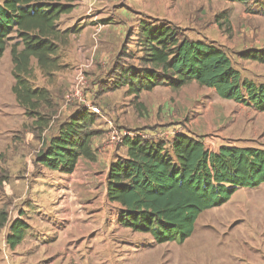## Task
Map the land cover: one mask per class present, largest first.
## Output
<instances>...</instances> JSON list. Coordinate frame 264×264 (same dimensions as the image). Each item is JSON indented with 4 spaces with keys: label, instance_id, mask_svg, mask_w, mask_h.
Masks as SVG:
<instances>
[{
    "label": "rangeland",
    "instance_id": "374dc122",
    "mask_svg": "<svg viewBox=\"0 0 264 264\" xmlns=\"http://www.w3.org/2000/svg\"><path fill=\"white\" fill-rule=\"evenodd\" d=\"M88 1L83 0V6L88 7ZM92 1L90 4L98 0ZM262 2L110 0L101 6L106 8L99 23L111 25L112 34H116L112 41L119 43L114 48L115 61L124 48L129 58L123 57L121 63L138 66L140 22L168 23L192 40L221 48L243 78L264 84V64L239 57L251 49L264 51ZM13 44L0 62V210L9 215V223L0 231V264H18V257L34 239L48 244V257L39 254L42 245H38L32 257V251L25 255L28 264H60L62 256H67L68 250L63 249L70 239L84 232L86 236L77 238V249H72L75 260L66 264H264V185L240 189L223 206L203 213L193 236L184 244L156 245L150 235L119 225L118 207L107 200V164L101 158L95 162L81 160L69 176L35 162L58 126L88 107L101 112L96 124L101 134L94 142L98 156L110 145L112 129L155 142H166V136L172 139V133L184 134L203 142L211 152L223 146L264 150V112L223 100L214 90L197 83L179 90L161 86L143 93L138 100L128 96L126 89L107 92L112 85L113 65L93 78L84 69L82 103L79 98L69 99L79 69L63 65L68 57L59 54L64 69L52 77H44L33 63L32 85L49 90L55 106L49 127L42 130L36 125L38 117H27L13 94ZM109 147L115 157L125 154L120 145ZM20 213L32 231L26 232L28 237L20 248L11 250L6 242L9 225ZM75 214L82 218L76 221Z\"/></svg>",
    "mask_w": 264,
    "mask_h": 264
},
{
    "label": "trees",
    "instance_id": "16d2710c",
    "mask_svg": "<svg viewBox=\"0 0 264 264\" xmlns=\"http://www.w3.org/2000/svg\"><path fill=\"white\" fill-rule=\"evenodd\" d=\"M260 6L264 11V0ZM74 8L75 0L0 4V62L14 42L10 47L13 94L27 117H38L36 125L42 130L49 127L55 106L49 90L32 85L33 63L44 77L64 69L59 52L70 31H61L59 21ZM137 40L139 65L121 63L123 57L129 58L123 48L111 69L113 80L107 92L126 89L128 96L138 100L161 86L179 90L197 83L223 100L264 112V84L243 78L227 53L214 44L192 40L179 27L153 21L140 22ZM239 57L264 64V51L251 49ZM98 120L88 109L75 112L48 139L36 164L69 176L81 160L95 162L94 141L101 134L96 130ZM121 147L126 154L110 165L107 200L118 207L121 227L150 235L156 245L184 244L203 213L223 206L240 189L264 185L263 149L223 146L211 152L203 142L184 134L166 142L126 136ZM22 214L9 225L6 242L11 250L21 245L30 228ZM8 223V213L0 210V231Z\"/></svg>",
    "mask_w": 264,
    "mask_h": 264
},
{
    "label": "crops",
    "instance_id": "0c3cea01",
    "mask_svg": "<svg viewBox=\"0 0 264 264\" xmlns=\"http://www.w3.org/2000/svg\"><path fill=\"white\" fill-rule=\"evenodd\" d=\"M93 2L92 0L88 1V7L83 6L85 2L83 0H76L75 8L72 13L65 15L59 21V29L61 31L69 30L70 33L67 38V44H65L61 49L59 54H63L64 57H68L63 65L70 67L73 70H77L82 68L83 66H89L86 70L88 75L90 74V78L94 76L98 77L103 69L104 71L107 69H111L115 58L117 57V53L114 54V48L119 45L112 44V41L115 40L116 34L113 35L111 32V25H103L100 20H103L105 13H101L105 10L106 7L101 9L102 4L107 5L110 3V0H98L94 4H90ZM95 5V9H92V6ZM94 10V11H93ZM98 10V11H97ZM109 10V9H107ZM111 28V29H110ZM120 36V34H118ZM64 58V60H65ZM95 77V78H96ZM97 142V141H94ZM95 150L98 149L97 146L94 147ZM124 149V148H123ZM102 156H97L96 160L98 161L101 158V162H106L107 164V178L109 173V168L111 163L115 160V155H113L112 149L107 146L103 149ZM125 150V149H124ZM126 154V150H125ZM119 155V156H124ZM113 157V158H112ZM95 178V177H94ZM77 206V204H76ZM25 210V209H24ZM76 221L79 220L80 215H76ZM32 230H29L31 232ZM28 232V231H27ZM86 232L79 234L77 237H73L70 240L63 250L67 251V256H62L64 258L63 261L60 260V264H66L67 261L75 260V254L72 249H77V238H81L82 236H86ZM28 237L27 233L25 234V238ZM84 241V240H83ZM31 245L27 250L23 251L22 255L18 258V264H28V259L25 257L29 252L32 251L31 257L33 255V251L36 250L38 245H42L41 242L34 239L31 240ZM75 244V245H73ZM73 245V246H72ZM21 246V245H20ZM18 246L17 248H20ZM48 247V244H44L39 249V254L45 253L43 258L48 257V251L45 249ZM24 248V247H23ZM21 253L22 251L18 249ZM45 250V251H44ZM62 250V251H63ZM54 252V251H51Z\"/></svg>",
    "mask_w": 264,
    "mask_h": 264
},
{
    "label": "built area",
    "instance_id": "2783aa9c",
    "mask_svg": "<svg viewBox=\"0 0 264 264\" xmlns=\"http://www.w3.org/2000/svg\"><path fill=\"white\" fill-rule=\"evenodd\" d=\"M89 66H86V67H82L79 69V72L75 78V84L74 86H72V91H71V94L69 95V99L70 97L72 98H79L80 101L82 103H84L83 99H82V91L84 90V87L86 85V80H85V77H84V69L88 68ZM90 112L96 114L97 116H101V112L98 108L96 107H88L87 108ZM129 134L127 133H123V132H118L114 129H112L109 133V138H108V143L110 145H122L123 143V140L126 136H128ZM172 136V138H174L177 134L176 133H172V134H169V136ZM166 139L167 141L171 140L170 137H167L166 136ZM109 145V146H110Z\"/></svg>",
    "mask_w": 264,
    "mask_h": 264
}]
</instances>
